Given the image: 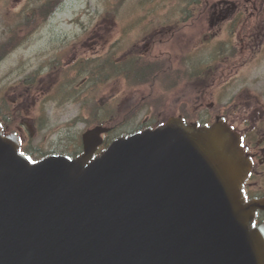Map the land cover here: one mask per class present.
<instances>
[{"label": "water", "instance_id": "1", "mask_svg": "<svg viewBox=\"0 0 264 264\" xmlns=\"http://www.w3.org/2000/svg\"><path fill=\"white\" fill-rule=\"evenodd\" d=\"M107 131L32 163L0 127V264H264L250 163L226 124L172 117L92 159Z\"/></svg>", "mask_w": 264, "mask_h": 264}, {"label": "rangeland", "instance_id": "2", "mask_svg": "<svg viewBox=\"0 0 264 264\" xmlns=\"http://www.w3.org/2000/svg\"><path fill=\"white\" fill-rule=\"evenodd\" d=\"M40 1L0 0V40L3 39L8 26L19 23L20 18H15L18 12L25 8H31ZM186 1L126 0L123 4L118 5L116 3L119 0H52V13L45 19L41 16L37 19L35 16L33 21L38 22L37 26L41 25L22 44L9 52L0 63V90L6 89L3 95L7 101L10 99L12 103L15 95L12 83L34 71L44 63L46 58H55L56 53L60 51L61 61H63L59 69L56 73L47 76L46 73L42 74L41 77L45 76L43 79L47 78L46 83L43 88L40 86L29 92L31 96H29L28 108L31 107L33 111L47 109L49 124L46 129L40 132L37 139L43 148L50 150L52 148H56V150L69 148L74 138L80 144L77 151L79 154L82 152V133L87 127L92 126L94 121L86 119V121H77L72 126L69 125L71 119L80 112L81 105L79 102H73L70 99V94L60 95L63 91L56 92L57 87L53 88L52 85L57 77L58 81L60 80V74L65 64L79 54L88 56L92 53L97 58H105L106 53L114 44L117 47L123 46L122 52L120 50L118 52V55L121 54L119 57H124L125 53L131 49L133 51L130 52V56L133 57H136L138 53L142 55L151 51L152 46L161 36L160 33L168 34L170 27L167 26L166 29H163L161 25H158L157 29L152 32L153 35L145 37L142 34L141 36L140 30L145 23L151 24L153 19L157 22L159 20L158 17L149 14L146 9L169 6L167 10L175 11L180 9L177 7H183V4L186 6L188 4L185 3ZM198 5L200 4L198 3ZM198 5L193 15L195 21H193V17L188 20L187 13L185 14L189 26L183 29L191 27L192 30L190 32L193 37L192 67L202 66L203 63L205 65L212 63V67L217 66L220 60L215 61V59L220 56L213 57V55H218L215 47L224 40L235 51V55L230 58L231 63L223 65L222 72L218 71L215 82L210 88L204 90L191 84L190 81H183L172 92L166 93L167 98L161 117L178 116L182 112L188 116L189 120H199L204 123L214 119V117L208 118L206 113L210 112L212 116L224 104V115L230 116L231 123H233V117H236L237 121L234 124L237 125L241 117L248 116L252 112V106L249 107L246 104L257 101L256 95L264 102V31L261 28L264 27V13L258 9V12L247 19L248 22L244 20L241 26L230 30V22L236 11H229L224 19L217 20L212 15L213 11L208 10L209 12H206L202 18L200 13L196 12L200 9ZM167 10L161 8L160 14L165 15ZM255 24L257 26L256 34ZM232 33L234 35H231ZM158 52L160 51L158 50ZM179 59L182 57L179 56ZM172 65L177 69V60H174ZM177 76L176 73L173 78ZM156 78L158 84L156 89H158L161 77L156 75ZM132 82V78L128 80L113 78L106 87L105 85L101 86L97 91V104L114 103L112 107L116 105L118 112L121 105L131 106L133 103L139 102L143 96H147L149 93L145 89L147 85L139 87ZM49 85L52 87L47 91ZM226 85L229 88L226 89ZM162 87L160 86L161 92L165 90ZM238 88L239 91H237ZM211 102L216 104L215 108L210 106ZM155 110L154 106L150 107L149 111L145 109L140 113L138 119L145 117V113L153 115ZM99 115L104 114L100 111ZM87 116H90V113H86ZM138 119H130L124 123L113 133L112 137L138 129ZM74 152L72 151V153Z\"/></svg>", "mask_w": 264, "mask_h": 264}, {"label": "flooded vegetation", "instance_id": "3", "mask_svg": "<svg viewBox=\"0 0 264 264\" xmlns=\"http://www.w3.org/2000/svg\"><path fill=\"white\" fill-rule=\"evenodd\" d=\"M233 7L226 2L225 5L216 7L215 13L219 12L220 17L224 18L226 17L225 13ZM87 65L91 66V63L87 64L84 61H80V58L76 56L69 60L65 66H75L80 70V67L86 68ZM28 88L29 86L27 85H15V95L13 96L12 103L9 105L8 115L3 116L0 113V118L4 121L2 123L6 133L17 134L20 139V147L26 151H30L36 144L40 147L42 146L37 142V139L40 132L44 130L40 129L41 126L46 122L43 110L33 111L31 107L28 108L30 102L29 96H31ZM17 90L20 91L18 92ZM256 97L258 98L257 101L245 103L249 107L252 106V112L248 116L241 117L237 125L234 124L237 121L236 117H233V123H231L230 116L227 115L226 117L224 115V104L220 106L214 115L211 116L210 112L206 113V115L208 118L214 117L215 120L222 119L227 121L235 127V130L241 136L244 152L252 162L251 170L244 182V192L247 201H256L255 203H259L260 205L255 212L253 221L254 226H260L264 224V102L259 99L258 95ZM246 98L252 99L251 97ZM210 106L215 108L216 104L211 102ZM206 122L210 124L214 120Z\"/></svg>", "mask_w": 264, "mask_h": 264}, {"label": "trees", "instance_id": "4", "mask_svg": "<svg viewBox=\"0 0 264 264\" xmlns=\"http://www.w3.org/2000/svg\"><path fill=\"white\" fill-rule=\"evenodd\" d=\"M8 1V0H4ZM186 3V8H184V11H189V15H193V11L190 8H194L199 4H205V0H187ZM185 6V4H184ZM52 0H41L37 5L32 6L31 8H25L22 11L18 12L16 15L17 17L15 18H20L19 23L16 25H10L6 29L5 35L3 39L0 40V61L4 59L9 52H11L15 47L18 45L22 44L24 40L33 32L35 31L39 26L38 22H34L33 18L36 16L38 19L40 16L45 19L47 15L52 13ZM188 13V12H187ZM111 55H109L105 63L109 65L108 68L102 69L101 66H97L96 71L91 74V79L88 81V84H91L92 81H95V85L99 86V84L104 81L109 79L110 77H120L124 76L126 78H132L136 80L137 82L135 83L138 85L141 83V81H147L150 86H149V93L147 94L146 98H143L141 101L147 102V101H153L154 98L156 97V79L154 77V73L156 72L158 66H155L154 62H150L151 60L148 59H143L137 58L138 60L135 62L134 59L132 61L129 60V68L126 69V64L123 63L122 61L118 62L116 60V52L115 50H112ZM113 55V56H112ZM123 63V64H122ZM200 67H196L193 69H198ZM35 74L33 77H35ZM196 73H194L193 76H195ZM33 80V78H32ZM140 101V102H141ZM98 103V102H97ZM96 103V116L95 119L90 118L91 120L94 121V123L97 124H106L112 127V130L116 131L118 128H120L124 123L127 122V119L129 117L128 114H125L124 112H117V109L115 108L112 116L111 117H106L107 113L105 112L107 106H103L101 104ZM137 107L133 108H127L126 111L132 115L137 116L139 115V112L141 111L140 107H142L140 104ZM102 111L104 115L100 116L99 112ZM2 112V111H0ZM92 113V111H89ZM188 120V119H186ZM161 122L159 120H154L151 119L149 122H140L139 128H146V127H156L160 124ZM136 129V130H138ZM134 130V131H136ZM80 146L78 142L73 138V143L72 145L68 148H64L61 150H56L58 153H63L72 157L77 156V151L79 150ZM38 151H41L40 149H36L33 151V153L37 154L40 153ZM72 151H75L72 153ZM39 157V156H35Z\"/></svg>", "mask_w": 264, "mask_h": 264}]
</instances>
